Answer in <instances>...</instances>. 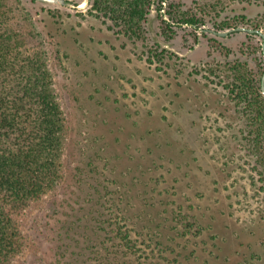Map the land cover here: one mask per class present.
Segmentation results:
<instances>
[{"label":"rangeland","instance_id":"374dc122","mask_svg":"<svg viewBox=\"0 0 264 264\" xmlns=\"http://www.w3.org/2000/svg\"><path fill=\"white\" fill-rule=\"evenodd\" d=\"M67 1L8 3L9 22L47 52L71 146H127L135 174L159 179L148 185L159 193L156 209L167 217L173 208L178 227L189 224L178 242L193 264H264V108L252 104L264 68L259 38L188 26L169 40L155 12L128 38L87 0ZM251 2L248 19L263 23V0ZM244 5L198 0L193 10L232 21Z\"/></svg>","mask_w":264,"mask_h":264},{"label":"trees","instance_id":"16d2710c","mask_svg":"<svg viewBox=\"0 0 264 264\" xmlns=\"http://www.w3.org/2000/svg\"><path fill=\"white\" fill-rule=\"evenodd\" d=\"M9 1L0 0V264H193L178 242L189 224L156 209L148 185L159 179L135 174L127 146H71L47 52L9 22ZM92 1L129 37L141 36L156 2ZM170 13L177 26L205 24Z\"/></svg>","mask_w":264,"mask_h":264},{"label":"flooded vegetation","instance_id":"af4514ba","mask_svg":"<svg viewBox=\"0 0 264 264\" xmlns=\"http://www.w3.org/2000/svg\"><path fill=\"white\" fill-rule=\"evenodd\" d=\"M197 1L198 0H156V2L154 4H152L150 12L147 16V19L143 24L148 22L149 16L152 14V12H155L157 15V18L160 20L162 33H163L164 37L166 39H169V40L175 34L176 28L188 27V26L191 27L192 29L200 32V33H203V34L210 33V34L214 35L215 37H219L222 39L223 38L224 39H235V38L238 39L239 38V40H245L246 38L252 39V37H253V39L259 38V40L261 41L260 52H261L263 59H264V49H263V40L264 39H263V36L256 31H250V30H259V31H262L264 34V22L259 23V22H254V20L248 19L251 16L250 8L248 7V5L252 4L251 0H247V6L246 5L241 6V8L239 10L240 12H238L237 15L234 16V19L232 21H229V18L226 17V18H224V20H221L220 22H218L217 17H219V14H216L213 17H210L209 20H206L205 17H201L205 24L198 27V28H195L191 25H186V24H183L181 26H177V25L172 24L173 20L170 17L171 11L176 12L178 18L180 17V15L183 12L188 11L189 14H191L192 16L196 17L199 20L200 17H198L197 14H195L194 10H193V6L197 4ZM92 2H93L92 0H87V4H88L90 10L93 12H96L97 14H99L103 17H106L101 12H97L94 9H92ZM189 3H190V5H187ZM157 6H160L159 10L156 9ZM262 7L264 8V0L262 2ZM106 18L108 20H110L108 17H106ZM167 21L171 23V26L166 27ZM206 23L207 24L209 23L210 26H207ZM143 24H142V29H143ZM113 25L115 26L114 23H113ZM115 27L119 28L118 26H115ZM238 28H242V29H238ZM119 30H120V28H119ZM120 32H121V30H120ZM142 32H143V30H142ZM218 32H227V33L225 35H223V34L220 35V34H218ZM126 37H128V38H139V37H135L134 35L132 37H129V36H126ZM243 43H245V42H243ZM243 43L241 45V50H240L241 56H243L244 50H245L243 48V46H244ZM246 64H247V62H243L242 66L245 67ZM263 73H264V68L260 72V74H258L259 78H258V80H256L257 84L255 86V91H256L255 95H259L260 98L258 99L255 96L253 99V102H252L253 105L258 104L257 109L258 108H264V94H263L262 89H261V78H262ZM241 81H242V83H245V80H243V77L241 78ZM260 115H261V111H258L257 117H261ZM262 118H264V117L262 116ZM263 136H264V134H263Z\"/></svg>","mask_w":264,"mask_h":264},{"label":"water","instance_id":"95a60500","mask_svg":"<svg viewBox=\"0 0 264 264\" xmlns=\"http://www.w3.org/2000/svg\"><path fill=\"white\" fill-rule=\"evenodd\" d=\"M37 1L44 2V3L58 4L61 6H65L69 3L67 0H37ZM238 29H242V28H238ZM250 31L258 32L259 34H261L263 36V39H264V34L262 31H259V30H250ZM226 33L227 32H218V34H220V35H222V34L225 35ZM263 49H264V40H263ZM261 89H262V92L264 94V73H263L262 78H261Z\"/></svg>","mask_w":264,"mask_h":264}]
</instances>
